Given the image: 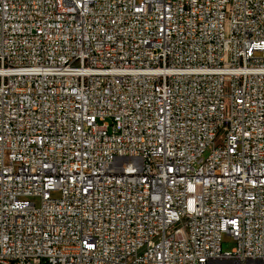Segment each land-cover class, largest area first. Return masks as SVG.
Wrapping results in <instances>:
<instances>
[{
	"label": "built area",
	"instance_id": "2783aa9c",
	"mask_svg": "<svg viewBox=\"0 0 264 264\" xmlns=\"http://www.w3.org/2000/svg\"><path fill=\"white\" fill-rule=\"evenodd\" d=\"M0 264H264V0H0Z\"/></svg>",
	"mask_w": 264,
	"mask_h": 264
},
{
	"label": "rangeland",
	"instance_id": "374dc122",
	"mask_svg": "<svg viewBox=\"0 0 264 264\" xmlns=\"http://www.w3.org/2000/svg\"><path fill=\"white\" fill-rule=\"evenodd\" d=\"M59 195V192L54 191L52 193L53 197H56ZM34 201L36 202V204L38 205L39 200L38 199H34ZM234 247V242L232 241V239L226 235L222 236V240H221V251L222 252H229L232 250V248Z\"/></svg>",
	"mask_w": 264,
	"mask_h": 264
}]
</instances>
